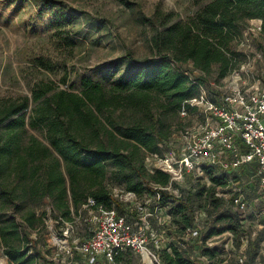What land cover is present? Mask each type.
<instances>
[{
    "label": "trees",
    "instance_id": "16d2710c",
    "mask_svg": "<svg viewBox=\"0 0 264 264\" xmlns=\"http://www.w3.org/2000/svg\"><path fill=\"white\" fill-rule=\"evenodd\" d=\"M42 1L59 4L63 22L73 21L63 0ZM257 18L262 19L264 34V0H209L186 21L166 23L156 31L152 40L157 56L137 60L127 52L119 57L126 67L112 88L84 75L80 91L41 82L31 96L0 97V246L10 264L47 260L44 245H39L42 237L32 236L47 226L48 210L38 211L47 204L60 235L79 212L89 215L91 209L84 205L90 198L96 201L93 209L103 206L128 213L129 204L114 193V183L122 184L125 194L132 192L138 198L160 194L162 205L172 202L171 227L176 226L172 234L179 241L192 225L195 211L205 209L210 217L205 239L222 234L217 239L222 241L228 233L232 246L244 223L233 199L218 194L227 186L224 175H214L208 168L211 183L199 180L185 197L170 173L160 168L149 171L145 160L148 154H163L162 145L172 135L170 119L180 117L185 101L209 85V76L215 72L220 81L239 68L240 54L234 45ZM209 91L215 101L221 94L213 87ZM28 123L40 128L47 142L34 134L26 140ZM243 190L250 198L255 194L254 185ZM193 196L204 198V203L194 208ZM227 251L224 246H204L201 252L211 264H227ZM257 252L253 248V254ZM132 254L122 251L115 261ZM160 256L163 264H193L181 245L161 249Z\"/></svg>",
    "mask_w": 264,
    "mask_h": 264
},
{
    "label": "rangeland",
    "instance_id": "374dc122",
    "mask_svg": "<svg viewBox=\"0 0 264 264\" xmlns=\"http://www.w3.org/2000/svg\"><path fill=\"white\" fill-rule=\"evenodd\" d=\"M63 1L75 17L72 22H63V7L59 4L51 5L42 0H0V97L31 96L33 89L41 82H50L68 91H80L81 77L84 75L101 82L106 88H112L126 67L117 60L119 57L127 52L137 60L157 56L152 40L156 31L163 29L166 23L186 21L209 0ZM234 46L240 54L239 68L220 81L215 80L217 73L214 72L209 76V85L200 87V92L207 91L210 100L214 97L209 91L210 87L223 92L231 91L236 86L264 87L262 19H252L244 36ZM189 66L192 67V64ZM193 74L200 72L194 70ZM170 121L172 135L162 145L163 154H148L146 157L145 165L151 172L161 166L163 157L174 161L175 153L182 155L190 139L213 123L211 114L203 106L186 109L180 113V117L175 120L171 118ZM31 134L47 142L43 131L28 123L25 139ZM204 177L189 176L186 182L180 184L182 195L186 197L192 185L199 180L204 182ZM122 189V184H113L114 193L122 201H135L134 195L125 194ZM218 191L232 199L233 196L228 193H233L235 187L222 186ZM148 197L145 194L143 198L149 200ZM247 197L250 198L249 195ZM192 199L194 208L204 203L202 197L193 196ZM44 209L48 210L47 226L32 235L42 237L39 245H44L48 254L47 260L40 259L39 263L83 264L78 246L89 235V215L79 212L75 215V223L64 227L60 235L50 205L38 208V211ZM251 211L252 206H248L245 211L238 212L242 213L244 224L235 233L233 245L227 249V264H264L261 246L264 242V217ZM227 240L228 233L224 234L222 242ZM255 247H258V252L253 254ZM0 264H10L1 246ZM98 264L146 263L140 255L132 254L114 263Z\"/></svg>",
    "mask_w": 264,
    "mask_h": 264
},
{
    "label": "built area",
    "instance_id": "2783aa9c",
    "mask_svg": "<svg viewBox=\"0 0 264 264\" xmlns=\"http://www.w3.org/2000/svg\"><path fill=\"white\" fill-rule=\"evenodd\" d=\"M186 105L205 107L213 123L190 139L182 155L175 153L174 161L163 157L159 168L170 173L171 181L179 184L193 174L197 178L205 176L204 182L210 184L207 169L211 168L214 175L226 177L227 186L235 187L236 192L228 194L233 196L238 212L252 206V213L264 214V87L236 86L231 91H221L216 101L210 100L207 91L202 90L185 101L183 112ZM249 184L255 187L252 198L243 190V186ZM174 193L179 200L178 190ZM128 194L136 197L133 202L124 201L129 204L128 213L103 206L93 209L96 205L93 198L84 205L91 209L88 218L91 234L78 246L83 264L114 263L122 251L140 255L146 264H163L161 249L171 251L179 245L188 251L193 264H209L211 260L201 252L204 246L228 249L232 243V239L226 243L217 240L222 234L205 239L210 227L205 209L195 211L192 225L179 241L172 234L174 214L169 212L172 202L162 205L160 194L149 196V200L138 198L132 192ZM252 199L257 207L252 205Z\"/></svg>",
    "mask_w": 264,
    "mask_h": 264
},
{
    "label": "crops",
    "instance_id": "0c3cea01",
    "mask_svg": "<svg viewBox=\"0 0 264 264\" xmlns=\"http://www.w3.org/2000/svg\"><path fill=\"white\" fill-rule=\"evenodd\" d=\"M244 186H245V185H244ZM252 203H253L252 205H255V207H257L258 204L254 203V200H253V199H252ZM261 246H263L262 249L264 250V242L261 244ZM256 248H257V250H258V247H256ZM262 249H261V250H262ZM209 264H211V261H210Z\"/></svg>",
    "mask_w": 264,
    "mask_h": 264
}]
</instances>
